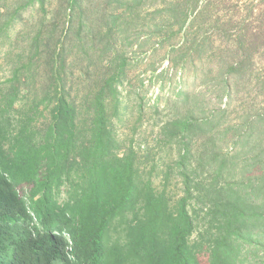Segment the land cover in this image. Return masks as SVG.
<instances>
[{
	"label": "trees",
	"instance_id": "obj_1",
	"mask_svg": "<svg viewBox=\"0 0 264 264\" xmlns=\"http://www.w3.org/2000/svg\"><path fill=\"white\" fill-rule=\"evenodd\" d=\"M226 4L0 0V42L12 68L0 92V264H242L244 244L251 254L264 250V80L255 66L264 62V12L244 7L227 19ZM29 5L39 15L20 28ZM144 13L152 17L147 37ZM209 27L232 37L201 76L206 84L214 74L219 106L195 116L202 95L174 93L175 106H192L160 128L179 152L160 188L115 124L129 38L137 32L141 49L156 37L162 48L180 33L176 65L202 60ZM172 172L178 198L168 192ZM67 182L71 197L59 203L54 188ZM202 215L207 238L192 239Z\"/></svg>",
	"mask_w": 264,
	"mask_h": 264
},
{
	"label": "rangeland",
	"instance_id": "obj_2",
	"mask_svg": "<svg viewBox=\"0 0 264 264\" xmlns=\"http://www.w3.org/2000/svg\"><path fill=\"white\" fill-rule=\"evenodd\" d=\"M227 2L223 13L221 15L224 18H230L238 14V9L251 8L254 12H264V0H225ZM161 2H157L159 5ZM35 6H27L20 9L21 17L24 22L19 23L20 28L23 24L31 22L35 17L39 15L35 10ZM151 10V9H149ZM264 17V14H263ZM143 20L140 24H143L144 31L142 35L145 37L151 35L147 33V24L150 22L151 16H146L145 13L142 15ZM258 23L255 21L253 27H257ZM18 29L17 31H20ZM205 34H212V45L208 46L203 55L202 60L199 58L196 60H189V57H183L178 64H174L172 60L177 58V55L182 50L179 47L183 42L179 37L180 33L172 37L171 34L165 32V36L171 38L170 41L166 42L164 47H158L159 40L156 37H152L149 44L143 48H138L136 33H131V45L127 48L128 55V77L126 82L121 87L124 90L123 96L124 103L121 108L120 116L115 121L118 136L124 143L132 144L141 161V168L146 173L148 178L154 181V185L161 188V178L169 169V166L178 159V149L172 147L169 142V138L163 139L160 134V128L176 118L181 117L185 114L189 107L192 106L191 102L186 105L175 106L174 100L176 99L175 92L190 91L193 94H201L202 96V110L195 109V116L200 114H210L213 112V107L219 106L217 101V85L214 74L209 76L207 83H202L201 76L205 73L207 65L211 62V56L214 52H220V50L231 44L232 37L226 35L225 37L218 30L209 27L205 28ZM141 36V38H144ZM155 36V35H153ZM171 42V43H169ZM173 47V48H172ZM8 46L5 43L0 42V92L5 88L6 80L12 75L11 63L6 60V53ZM263 51V50H262ZM193 59V58H192ZM256 68H260L259 76L264 80V62H259L255 65ZM155 70H154V69ZM205 68V69H203ZM22 71V70H21ZM196 73V74H195ZM180 80V82L178 81ZM38 81V77H37ZM187 86L184 89L183 86ZM132 91V92H129ZM242 94V93H241ZM240 94V95H241ZM226 99L224 98L223 101ZM191 101V99H190ZM239 105V104H238ZM233 116V115H231ZM194 144V151L197 150V145ZM232 149V142L228 141L223 146V152H230ZM220 149L217 148V152ZM181 183L177 174L172 172L170 176V184L168 187L169 194L173 198H178L181 195ZM71 185L67 182L61 186H55L54 191L55 199L59 203L66 202L71 197ZM30 186L22 185L20 192H29ZM208 224V218L202 217L197 219V230L193 234L192 239L195 238H207V235H203L205 226ZM122 227V226H121ZM113 232V236L120 235L122 228ZM202 233V235H200ZM257 246L261 245V240L257 241ZM251 246L246 243L240 248V262L242 264H262L261 257L264 254V250L256 248L255 253H249ZM252 247H255L252 245Z\"/></svg>",
	"mask_w": 264,
	"mask_h": 264
}]
</instances>
